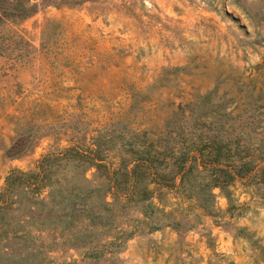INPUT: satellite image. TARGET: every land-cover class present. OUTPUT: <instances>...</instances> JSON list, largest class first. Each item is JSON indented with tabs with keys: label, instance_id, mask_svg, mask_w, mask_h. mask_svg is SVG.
Masks as SVG:
<instances>
[{
	"label": "rangeland",
	"instance_id": "374dc122",
	"mask_svg": "<svg viewBox=\"0 0 264 264\" xmlns=\"http://www.w3.org/2000/svg\"><path fill=\"white\" fill-rule=\"evenodd\" d=\"M0 12V264H264V0ZM212 144L255 168L209 212Z\"/></svg>",
	"mask_w": 264,
	"mask_h": 264
},
{
	"label": "trees",
	"instance_id": "16d2710c",
	"mask_svg": "<svg viewBox=\"0 0 264 264\" xmlns=\"http://www.w3.org/2000/svg\"><path fill=\"white\" fill-rule=\"evenodd\" d=\"M16 14V13H12ZM8 16L3 15L0 12V22L7 19ZM12 18V19H11ZM15 17H10L13 20ZM201 157H205L203 159V168L206 169V165L211 164L208 170L211 172V176L207 181L200 182L199 190H200V200L202 201V209L209 210L210 207V197L212 194L210 192V188L218 187L222 191L225 192L226 196L230 198L229 185L237 178L244 177L247 173L252 171L255 168V163L252 161H245L242 159H231V154L227 150H222L219 145L212 144L208 147V150L203 154L200 151L198 152ZM189 156L186 158L184 163L180 167V178L183 183V179L190 173L193 169V166L189 165L185 169V162L188 160ZM196 159V158H195ZM264 160V158L262 159ZM147 160L145 158L138 159V163H136L135 168L131 171V176L135 180L143 181L148 177V169L143 171L137 170V167L140 165H149L146 163ZM138 164V165H137ZM204 171V170H203ZM259 183H264V163L260 170V177L257 180ZM209 188V191H208ZM210 212V210H209ZM92 254H90L91 256ZM89 256V255H88Z\"/></svg>",
	"mask_w": 264,
	"mask_h": 264
}]
</instances>
